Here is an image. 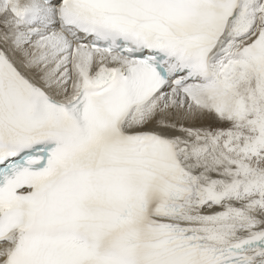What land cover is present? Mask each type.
I'll list each match as a JSON object with an SVG mask.
<instances>
[{"label":"snow or ice","instance_id":"6c2138e0","mask_svg":"<svg viewBox=\"0 0 264 264\" xmlns=\"http://www.w3.org/2000/svg\"><path fill=\"white\" fill-rule=\"evenodd\" d=\"M0 264H264V0H0Z\"/></svg>","mask_w":264,"mask_h":264}]
</instances>
